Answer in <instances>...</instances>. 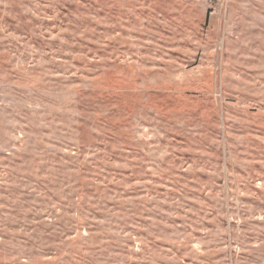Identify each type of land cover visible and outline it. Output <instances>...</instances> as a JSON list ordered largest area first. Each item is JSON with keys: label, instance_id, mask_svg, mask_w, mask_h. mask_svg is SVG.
<instances>
[{"label": "rangeland", "instance_id": "1", "mask_svg": "<svg viewBox=\"0 0 264 264\" xmlns=\"http://www.w3.org/2000/svg\"><path fill=\"white\" fill-rule=\"evenodd\" d=\"M0 264H264V0H0Z\"/></svg>", "mask_w": 264, "mask_h": 264}]
</instances>
